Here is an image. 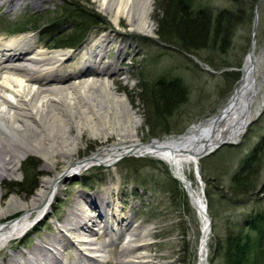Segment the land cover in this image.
Wrapping results in <instances>:
<instances>
[{
    "label": "rangeland",
    "instance_id": "rangeland-1",
    "mask_svg": "<svg viewBox=\"0 0 264 264\" xmlns=\"http://www.w3.org/2000/svg\"><path fill=\"white\" fill-rule=\"evenodd\" d=\"M14 1L13 6L9 3L0 4V39L29 34L33 43L42 47L48 45V48L44 47L45 50L68 51L66 57L69 59L62 67V74L75 72L84 65L82 56L76 55L75 52L83 50L80 54L83 55L93 48V40L100 39L101 36L108 37L103 49L106 58L101 65L99 62H92L93 67L100 66L110 73L117 72L111 78L113 91L118 96L126 97L136 113L140 121L137 132L141 142L145 144L155 139L178 138L218 116L229 104L241 83L252 43L254 17L250 26L236 32L231 48L225 52H203V56H212L214 59L215 67H211L199 57L185 53L176 45L168 44L159 38L157 32L160 22L157 13L162 0H151V27L144 31L132 29L125 19L115 23L93 0H75L80 8L98 16L101 24L93 28L76 49H57L55 46L58 39L75 34L73 27L82 22V19L72 15L64 17L66 3L71 0H32L34 2L31 3ZM193 2L195 9L209 7L222 10L233 6L230 0ZM258 14L254 46L259 70L258 84L264 91V0H261ZM52 21H56L54 24L58 25L54 37L38 30V27H45ZM176 78L181 79L187 87V100L171 116L162 118L161 125H156L152 107L144 102L138 89L150 90L160 80L169 82ZM102 79L103 77L100 78ZM261 112L240 141L234 145H223L201 158V180L193 165L185 168L187 180L197 192L202 193L212 221L208 264H225L223 253L216 252V244L223 243L230 226L243 224L251 215L260 214L264 219V192L261 191L264 185V110ZM106 118L107 115L102 110L100 114L92 116L90 123L79 124V115L70 117L65 114L63 119L67 124L64 128L69 138L76 142L75 145L69 146L71 157H58L51 163L36 155L28 156L16 173L7 174L2 180L4 207L12 196L29 203L42 180L54 179L74 162L91 156L99 148L116 144L119 126L109 123ZM58 137L60 141L61 138ZM257 144L261 145V150L257 153L259 162L256 164L254 180L256 189L252 195L236 197L232 193L233 176ZM26 161L27 166L31 167L29 177H32L33 173L38 176V187L32 195V190L26 184L15 186L24 184L26 179H29L24 171L26 166L23 167ZM86 197L104 198L111 202L110 207L105 209L106 214H112L114 209L119 210V216L129 217L136 227L149 229V234L142 243L145 244L143 252L150 257L152 264L198 263L201 223L185 185L177 177L176 170L166 161L154 156L130 155L121 158L114 166H95L80 175L65 179L47 216L35 221V212L31 215L35 223L26 234L0 246V264H14L11 262L14 258L23 260L22 258L34 251L38 244L49 238H60L66 245L61 264L79 262L81 250L84 249L78 245V240L83 238L85 232H69L62 226L67 219L73 218L71 213L76 212L78 204L84 207L82 198ZM90 205L93 207V204ZM25 212H10L1 219V223L20 218ZM88 213L95 214L91 209ZM109 220L115 222L110 217ZM103 225L94 226L95 232L92 236L98 244H107L104 258L99 264H119L121 241L125 236L121 239L117 233L107 236ZM112 225L119 232L117 223ZM112 240H115L114 244Z\"/></svg>",
    "mask_w": 264,
    "mask_h": 264
},
{
    "label": "bare ground",
    "instance_id": "bare-ground-1",
    "mask_svg": "<svg viewBox=\"0 0 264 264\" xmlns=\"http://www.w3.org/2000/svg\"><path fill=\"white\" fill-rule=\"evenodd\" d=\"M93 1L115 23L125 19L137 31L149 30L151 27V0ZM4 3L13 6L15 1L0 0V4ZM106 38L108 39L101 36L100 39L93 40V48L83 55H80L83 50L75 52L82 56L84 65L67 75L62 74V67L69 59L66 57L68 51L45 50L48 45L42 47L33 43L29 34L0 39V246L19 239L33 227L35 221L47 216L61 191L62 182L70 176L80 175L95 166H114L121 158L130 155L154 156L170 164L176 170L177 177L187 186V194L201 223L202 236L197 264H208L212 225L202 193L197 192L187 180L185 168L193 165L201 180L199 164L202 155L209 154L224 142L240 141L246 134L249 123L257 119L264 109V91L258 84L255 46L247 57L243 77L235 95L218 116L178 138L155 139L145 144L141 142L137 132L140 121L136 113L126 97L118 96L113 91L111 78L117 72L110 73L106 68L93 67L92 62H99L101 65L106 58L103 50ZM102 110L109 123L119 126V130L115 131L118 137L116 144L99 148L91 156L74 162L54 179L42 180L29 203L12 196L4 207L2 180L7 174L16 173L28 156L36 155L51 163L58 157H71L69 146L76 142L69 138L64 128L67 124L63 119L65 114L70 117L79 115V124H84L90 123L92 116L100 114ZM55 124L59 126L56 127ZM82 200L85 202L84 207L77 203L76 212L71 213L73 218L67 219L62 226L69 232H85L83 238L78 240V245L84 251L81 250V258L76 264L101 263L107 244H98L92 236L94 226L102 224L107 236L112 233H117L119 239L125 236L121 241L119 264H152L150 257L143 252L145 244L142 242L149 234L148 228L136 227L129 217L119 216V210L114 209L112 214H106L105 209L110 207L111 202L104 198L86 197ZM90 209L95 214L88 213ZM19 210L26 212L20 218L1 223V219L8 213ZM35 212L37 216L34 221L31 215ZM109 217L115 222H110ZM111 223H117L119 232ZM112 241L114 244L115 240ZM69 244L72 245V242L69 241ZM65 247L60 238H49L38 244L23 260L14 258L11 262L61 264Z\"/></svg>",
    "mask_w": 264,
    "mask_h": 264
},
{
    "label": "trees",
    "instance_id": "trees-1",
    "mask_svg": "<svg viewBox=\"0 0 264 264\" xmlns=\"http://www.w3.org/2000/svg\"><path fill=\"white\" fill-rule=\"evenodd\" d=\"M231 8L213 10L209 7L195 9L193 0H162L158 10L159 38L174 44L183 52L197 56L200 60L215 67L212 56H203V52H225L233 45L236 32L250 26L253 21V10L258 0H230ZM64 17L72 15L82 22L75 24L72 31L75 34L61 36L58 39L57 49H76L87 37L89 32L101 24V20L93 13L80 8L75 0L66 3ZM77 16V17H76ZM56 21L48 23L38 30L50 34L58 30ZM65 37V38H64ZM202 54V55H201ZM144 102L152 107L156 125H161L164 117L171 116L187 100L188 90L183 81L176 78L172 81L160 80L148 89L139 88ZM261 145L257 144L254 150L240 164L233 176V195L246 197L252 195L256 189L255 176L259 162L257 153ZM23 165L29 179L24 184H16V187L27 185L31 194L37 189L38 176L33 173L29 177L31 167ZM13 191H16L12 189ZM13 191L11 193H13ZM264 192V185L261 190ZM17 192V191H16ZM210 195V194H209ZM264 219L259 215H251L243 224L230 226L222 244H216V252L223 253L225 264H264Z\"/></svg>",
    "mask_w": 264,
    "mask_h": 264
},
{
    "label": "water",
    "instance_id": "water-1",
    "mask_svg": "<svg viewBox=\"0 0 264 264\" xmlns=\"http://www.w3.org/2000/svg\"><path fill=\"white\" fill-rule=\"evenodd\" d=\"M260 3H261V0H258L257 4L255 6V10H254V23H253V28H252V43H251V47L249 49V54L248 55H250L253 52V47L255 45V33H256L257 25H258V16H259V14H258V8H259ZM223 145H234V143L224 142V143L220 144L219 146H217L215 149H218L219 147H221ZM214 150H212L210 153H213ZM209 154H203L202 156L203 157H206ZM178 179L183 183V181L180 178H178ZM185 189H186V192H188L187 186L185 187ZM206 207H207V205H206ZM205 213H206V211H205ZM207 216H208V214H207ZM209 219H210V224L212 225L211 218H209Z\"/></svg>",
    "mask_w": 264,
    "mask_h": 264
}]
</instances>
